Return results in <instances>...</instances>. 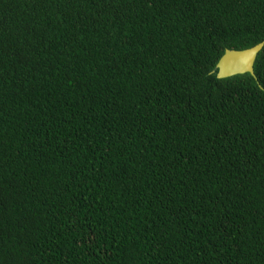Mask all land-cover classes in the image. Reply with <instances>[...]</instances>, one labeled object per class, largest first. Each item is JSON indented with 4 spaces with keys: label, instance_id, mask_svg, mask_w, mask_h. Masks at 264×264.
I'll return each instance as SVG.
<instances>
[{
    "label": "trees",
    "instance_id": "1",
    "mask_svg": "<svg viewBox=\"0 0 264 264\" xmlns=\"http://www.w3.org/2000/svg\"><path fill=\"white\" fill-rule=\"evenodd\" d=\"M264 0H0V264H264Z\"/></svg>",
    "mask_w": 264,
    "mask_h": 264
},
{
    "label": "water",
    "instance_id": "2",
    "mask_svg": "<svg viewBox=\"0 0 264 264\" xmlns=\"http://www.w3.org/2000/svg\"><path fill=\"white\" fill-rule=\"evenodd\" d=\"M263 50L264 42L246 50H227L217 65V78L227 79L244 74L256 78L255 64Z\"/></svg>",
    "mask_w": 264,
    "mask_h": 264
}]
</instances>
